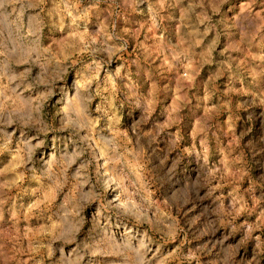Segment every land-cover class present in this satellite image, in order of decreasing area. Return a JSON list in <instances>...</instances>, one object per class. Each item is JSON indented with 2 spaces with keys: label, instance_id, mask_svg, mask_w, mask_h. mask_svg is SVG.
<instances>
[{
  "label": "rangeland",
  "instance_id": "1",
  "mask_svg": "<svg viewBox=\"0 0 264 264\" xmlns=\"http://www.w3.org/2000/svg\"><path fill=\"white\" fill-rule=\"evenodd\" d=\"M165 43L204 83L174 111L137 80ZM233 62L264 75V0H0V264H264V101Z\"/></svg>",
  "mask_w": 264,
  "mask_h": 264
},
{
  "label": "crops",
  "instance_id": "2",
  "mask_svg": "<svg viewBox=\"0 0 264 264\" xmlns=\"http://www.w3.org/2000/svg\"><path fill=\"white\" fill-rule=\"evenodd\" d=\"M149 51L142 57L147 61V64L144 67L139 65L137 80H147L145 81L148 82L146 92L150 100L156 98L157 94H166L170 98L171 110L174 111V109L186 106V102L190 101L191 96L194 99L202 98L201 90L204 88V83L200 78H196L200 75V71L193 62L191 65L188 64L187 70H183L186 73L185 78L181 75L177 44H156L149 46ZM224 65L227 67V78H225L227 92L231 95L244 93L250 100L264 101V75L260 71L257 75H251L252 69L247 65V62L238 64L233 62ZM216 71L217 77L220 79L219 65H217ZM214 91L218 93L220 90L219 88L214 89L212 94ZM184 115L187 116L186 113ZM172 116H174L173 113L169 114V118ZM191 130H195V128Z\"/></svg>",
  "mask_w": 264,
  "mask_h": 264
}]
</instances>
